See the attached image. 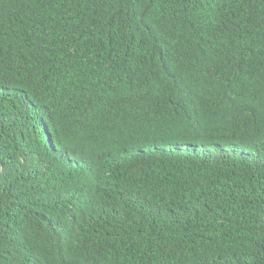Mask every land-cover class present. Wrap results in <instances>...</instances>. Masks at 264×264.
<instances>
[{
    "label": "trees",
    "instance_id": "obj_1",
    "mask_svg": "<svg viewBox=\"0 0 264 264\" xmlns=\"http://www.w3.org/2000/svg\"><path fill=\"white\" fill-rule=\"evenodd\" d=\"M0 264H264V0H0Z\"/></svg>",
    "mask_w": 264,
    "mask_h": 264
},
{
    "label": "rangeland",
    "instance_id": "obj_2",
    "mask_svg": "<svg viewBox=\"0 0 264 264\" xmlns=\"http://www.w3.org/2000/svg\"><path fill=\"white\" fill-rule=\"evenodd\" d=\"M203 153H204V151H203Z\"/></svg>",
    "mask_w": 264,
    "mask_h": 264
}]
</instances>
